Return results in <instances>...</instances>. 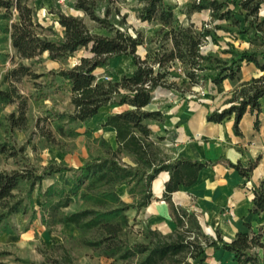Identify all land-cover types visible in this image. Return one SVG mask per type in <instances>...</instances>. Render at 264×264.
<instances>
[{
    "label": "trees",
    "instance_id": "16d2710c",
    "mask_svg": "<svg viewBox=\"0 0 264 264\" xmlns=\"http://www.w3.org/2000/svg\"><path fill=\"white\" fill-rule=\"evenodd\" d=\"M126 0H71V8L77 14L57 11L56 23L59 31L44 28L35 18L31 0H0V35L8 41L13 54L0 53V63L9 60L12 66L1 76L0 110L7 105L15 109L0 122L5 133L27 131V97L18 85L28 77L38 89L36 80L44 74H37L23 64L46 53L53 62H64L80 49H87V55L80 56L69 67H59L48 72V85L58 88V79L69 93V109H49L36 118L34 130L30 131L25 143L16 145L13 140L0 143V154L15 161L16 167L0 170V233H11L9 219L14 214H26L32 209L31 194L34 190L42 196L41 220L43 224H71L76 234H67L59 243H51L40 249L43 256L40 263L17 258L20 264H76L72 250L86 248L95 256L104 257L122 264H202L200 256L206 247L229 251L237 264H264L249 253L251 247L264 248L257 234L235 233L229 241L221 237L218 230L214 236L206 235L194 213L188 212L171 202V195L180 185H191L198 172L207 165L206 161L190 160L185 157L172 158L161 145L162 136H153L150 123L162 124L163 111L148 108L153 94L158 89H178L170 81L173 63L182 67L183 82L194 86L208 81L219 84L223 79L233 80L243 62L252 63L260 74L236 85L225 101L227 108L206 114V121L219 123L233 116V131L239 134L238 124L246 110L255 113L264 103V48L261 50H237L232 45L228 50L230 58L203 52L207 40L213 38L206 24L196 27L194 23L178 24L174 6L165 0H134V9L142 22H156L160 47L151 60L142 59L136 53L142 38L132 36L121 25L125 14H120L119 4ZM262 2L259 0L258 3ZM258 5L250 8L246 27L240 34L253 33L250 43L261 40L264 47V19L258 21ZM209 10L213 18H219L221 7L215 0H193L185 13ZM87 17L103 33L91 31L83 20ZM49 31V36L44 31ZM260 36L257 38V34ZM127 57L133 65L128 74L113 73L100 78L97 69H106L110 60ZM17 59V62L13 60ZM208 71H214L209 74ZM118 107L117 112L106 114L103 127L114 131L116 147L100 140L102 153L85 160L79 167L49 163L37 166L31 163L25 153L32 136L44 140L48 147L64 150L63 139L78 135L74 127L93 118L103 107ZM256 125V120L254 122ZM126 159V160H125ZM258 157L246 166L229 163L241 177L249 180ZM72 172L68 187L47 186L40 193L42 181L54 174ZM161 172L168 178L163 185L161 200L169 208L175 224L172 231L162 233L146 226L136 231L131 239L132 226L127 211H139L153 200L151 183ZM264 177L258 185H252L251 211L264 220ZM127 187L130 202L124 201L118 189ZM76 199L78 209L65 212ZM2 264V263H0Z\"/></svg>",
    "mask_w": 264,
    "mask_h": 264
},
{
    "label": "rangeland",
    "instance_id": "374dc122",
    "mask_svg": "<svg viewBox=\"0 0 264 264\" xmlns=\"http://www.w3.org/2000/svg\"><path fill=\"white\" fill-rule=\"evenodd\" d=\"M167 3L172 4L174 8L176 22L178 24H186L192 22L196 27H200L201 24H206V27L211 31L215 41L211 39L207 40L205 46L202 47L203 52H211L218 54L221 50H228L232 45L237 50H242L240 43H236V40L245 41L248 46V50H261V40L256 39L254 43H250V37L253 36L251 31L246 34H240L241 30L246 27L247 20L251 18L249 15L250 8L258 5L256 11L258 21L264 19V3H258L259 0H215L221 7L219 14H222L219 18H213L209 10H202L199 12H193L190 15L185 13L186 7L193 0H165ZM31 5L34 9L36 20L46 29L52 28L54 32L59 31V26L56 23V12L62 11L65 13L77 14L71 8V0H31ZM138 4L134 0H126L124 3L119 4L120 14H125V24L121 25L129 34L135 36L138 34L142 38V43L137 47L136 53L142 59L151 60L153 55L158 51L159 35L157 34L160 25L156 22H142L135 13V8ZM86 25L91 28L92 32L103 33L102 30L97 29L94 24L83 17ZM49 36V31H44ZM260 33L257 34V38ZM0 35V53L13 54V50L10 47L8 41L2 40ZM232 41V42H231ZM245 49V48H243ZM87 49H80L74 54L73 57L67 59L64 62H53L46 58V53L32 60H23L22 63L27 65L30 70L37 74H44V76L36 80L41 84L40 88L34 86V83L28 77H24L19 83L18 87L21 93L27 97V118H28V130L27 131H14L10 136L5 133L0 125V143L11 140L18 146L26 142L30 131L34 130V123L37 117L43 115L46 110L53 109L63 111L69 109V93L64 86L61 85L57 79L55 83L60 86L55 88L48 85L50 70H56L59 67H69L73 65L77 58L83 55H87ZM218 56L229 59V53L218 54ZM17 62L16 58H13ZM12 62L6 60L0 63V80L2 74L12 66ZM133 68L127 57H116L110 60L106 69H97L95 73L98 77L103 78L109 73H113L117 76L128 74ZM168 79L174 81L178 89L167 90L158 89L153 94V101L148 108L156 109L160 108L163 113H166L167 118L171 115L169 111L173 106L179 103H187L194 100H209L211 105L218 103L219 100L214 98V89H212L210 81L207 83H198L194 86L183 82L181 73L182 67L178 63H173ZM209 74H214V71H208ZM15 109V105H7L0 110V122L3 121V117ZM115 109L111 106H106L100 109V111L89 121L85 123H78L74 127L76 128L78 135L73 138H66L62 140L64 144V150H58L53 147L45 145L44 140L34 135L31 137L30 144L34 145V150L28 145L25 153L29 161L37 166H44L49 163L65 165L75 168L79 163H83L90 157L97 156L102 153V147L100 140H105L110 143L112 148L116 147V142L113 138L112 132L108 127H103L101 124L106 114L113 112ZM153 132L162 133L160 129L161 124L150 123ZM172 132L171 129L166 130L164 138L161 142L165 152L172 155L175 150V145L171 143ZM126 160V159H125ZM16 167L15 161L12 158H7L0 154V170H10ZM72 172H63L54 174L52 177L45 178L42 181L40 193L44 191L46 185H54L56 187H68L70 185V179ZM119 194L126 199L125 191L123 188L118 189ZM38 196H42L37 190H34L31 194L32 209H29L26 214H14L9 219L11 225V233H0V263L2 264H20L17 258L28 259L35 263H40L43 256L39 252L40 249L48 248L51 243H59L62 241L63 236L71 233V231L61 225L49 227L43 224L41 220V205H39ZM129 200V199H128ZM131 201V198H130ZM128 201V202H130ZM159 201V200H157ZM155 204V203H154ZM157 204V203H156ZM155 204V205H156ZM80 205L79 201H74L67 208L65 212H72L78 209ZM157 205H161L158 203ZM153 206L148 210H152ZM129 222L132 226L131 239L136 238V231L146 226L153 227L160 232H168L171 227L170 221L165 217L163 220L155 223L151 221L144 210L138 212L134 209L127 211ZM157 225L159 228H157ZM73 232V231H72ZM254 234L259 236V240L262 241V227H257ZM249 253L256 257L258 260L264 258V248L251 247ZM72 255L75 257L76 264H122L118 261H111L104 257L95 256L91 250L86 248H75L72 250Z\"/></svg>",
    "mask_w": 264,
    "mask_h": 264
},
{
    "label": "crops",
    "instance_id": "0c3cea01",
    "mask_svg": "<svg viewBox=\"0 0 264 264\" xmlns=\"http://www.w3.org/2000/svg\"><path fill=\"white\" fill-rule=\"evenodd\" d=\"M235 42L240 43L241 49L248 48L245 41L236 40ZM259 74L260 72L252 63L243 62L233 80L226 78L219 84H211L214 89L213 100H219L218 103L211 105L209 100L182 102L172 107L169 111L171 115L168 118L166 113H163L164 120L160 125L162 133H154L149 125L154 137L162 136L164 138L168 127L171 129L170 139L171 143L175 145V150L170 155L172 158L185 157L190 160L207 162V165L198 172L194 183L188 186L180 185L178 190L172 193L171 202L194 213L206 235L213 237L214 231L218 230L222 239L227 242L237 232L251 233L257 227H262L261 242L264 244V220L251 211V187L253 184L258 185L264 177V103L261 104L257 115L248 110L245 111L238 124L239 134H235L233 131L232 115L219 123H213L206 121V114L227 108L229 104L225 101L231 96L234 87ZM114 109L113 112L119 110L118 107H114ZM255 120L256 125L254 124ZM108 128L115 140L114 131L110 127ZM257 157L259 159L248 181L229 166L230 162H239L246 166L249 161L255 160ZM81 164L74 167L77 168ZM167 178V172H161L152 181L153 200L143 210L155 223L166 217L171 223L172 228L168 230L170 232L174 229L175 224L169 214L168 205L161 200L163 185ZM49 185L50 183L46 187ZM119 188L124 189L127 197L124 199L120 195L121 198L126 202L130 201L127 187ZM38 197L39 205H41L44 200L40 196ZM154 203H161V205ZM152 206V210L149 211L148 209ZM61 226L69 229L71 233L75 231L71 224ZM150 228L155 229L154 226ZM157 228L161 229L158 225ZM200 259L202 264H237L231 252L213 247H206Z\"/></svg>",
    "mask_w": 264,
    "mask_h": 264
},
{
    "label": "built area",
    "instance_id": "2783aa9c",
    "mask_svg": "<svg viewBox=\"0 0 264 264\" xmlns=\"http://www.w3.org/2000/svg\"><path fill=\"white\" fill-rule=\"evenodd\" d=\"M264 3V2H263Z\"/></svg>",
    "mask_w": 264,
    "mask_h": 264
}]
</instances>
